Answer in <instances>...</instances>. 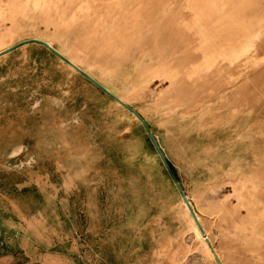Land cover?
<instances>
[{
	"label": "rangeland",
	"instance_id": "374dc122",
	"mask_svg": "<svg viewBox=\"0 0 264 264\" xmlns=\"http://www.w3.org/2000/svg\"><path fill=\"white\" fill-rule=\"evenodd\" d=\"M31 40L141 116L201 228L140 121L31 44L0 57L1 236L73 264H217L206 239L264 264V0H0V53Z\"/></svg>",
	"mask_w": 264,
	"mask_h": 264
},
{
	"label": "water",
	"instance_id": "95a60500",
	"mask_svg": "<svg viewBox=\"0 0 264 264\" xmlns=\"http://www.w3.org/2000/svg\"><path fill=\"white\" fill-rule=\"evenodd\" d=\"M31 44H36L39 46H42L43 48H45L46 50H48L50 53H52L54 56L58 57L60 60H62L64 63H66L68 66H70L72 69H74L77 73H79L80 75H82L84 78H86L89 82H91L94 86H96L98 89H100L105 95H107L109 98H111L112 100H114L115 102H117L119 105H121L123 108H125L127 111L131 112L142 124V126L144 127L150 141L152 142V144L154 145L156 151L158 152L162 162L164 163L169 175L171 176L174 184L176 185L177 189L179 190L182 200L185 203V205L187 206L188 210L190 211V213L192 214L194 220L196 221V223L199 225L198 223V218L194 212V210L191 207L190 201L188 200V198L186 197V195L184 194L178 180L176 179L169 163L167 162L165 155L156 139V137L152 134L149 126L146 124V122L141 118V116L131 107H129L127 104H125L123 101H121L118 97H116L113 93H111L109 90H107L106 88H104L100 83H98L97 81H95L91 76H89L87 73H85L84 71H82L79 67H77L75 64H73L72 62H70L68 59H66L65 57H63L59 52H57L51 45L43 42V41H39V40H31V41H26L23 42L21 44H18L16 46H14L13 48H10L2 53H0V57L5 56L23 46H27V45H31ZM199 228L200 225H199ZM202 231V229H201ZM202 235L205 237L206 234L202 231ZM207 245L209 247V249L211 250L213 257L215 258L217 264H222L218 255L216 254V252L214 251V248L210 242L209 239H206Z\"/></svg>",
	"mask_w": 264,
	"mask_h": 264
},
{
	"label": "crops",
	"instance_id": "0c3cea01",
	"mask_svg": "<svg viewBox=\"0 0 264 264\" xmlns=\"http://www.w3.org/2000/svg\"><path fill=\"white\" fill-rule=\"evenodd\" d=\"M0 228L11 229L10 223L8 226ZM74 256V255H72ZM83 262H80V264ZM84 263V262H83ZM0 264H73L68 257L60 254H50L48 252L33 253L32 243L25 240L23 243L18 242L15 235L7 232L4 236L0 234ZM85 264V263H84Z\"/></svg>",
	"mask_w": 264,
	"mask_h": 264
},
{
	"label": "trees",
	"instance_id": "16d2710c",
	"mask_svg": "<svg viewBox=\"0 0 264 264\" xmlns=\"http://www.w3.org/2000/svg\"><path fill=\"white\" fill-rule=\"evenodd\" d=\"M174 172H175V170H174Z\"/></svg>",
	"mask_w": 264,
	"mask_h": 264
}]
</instances>
